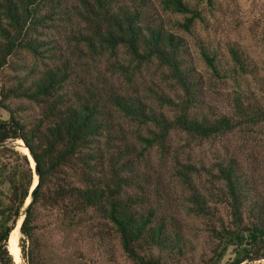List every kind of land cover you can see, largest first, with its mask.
<instances>
[{"label": "trees", "instance_id": "16d2710c", "mask_svg": "<svg viewBox=\"0 0 264 264\" xmlns=\"http://www.w3.org/2000/svg\"><path fill=\"white\" fill-rule=\"evenodd\" d=\"M194 1L159 0V5L162 10L182 13L183 18L174 19L172 26L192 32L195 18H204L202 8H212L215 3ZM55 4L59 2L0 0V109L7 112L6 118L0 117V150L8 151L12 158L0 165V183L7 184L6 193L0 195V264H14L7 249L10 228L34 181L26 154L11 147L18 137L38 164L36 189L20 226L23 236L19 246L27 264H74L73 252L91 230L100 234L92 237L103 247L111 237L106 234L114 231L123 253L137 264H221L228 248L233 255L226 264L264 260V197L234 158L217 163V176L224 182L221 197L232 215L229 226H217L214 206L190 180L191 164L184 163L177 171L190 188L188 210L207 220L212 235L208 236L212 252L202 261H189L194 242L183 236L174 222L158 216L153 207L138 209L144 201L142 195L126 192L130 181L116 171L112 159L117 137L114 117L119 113L156 127H150V136L143 137L145 148L156 142L166 147L173 127L194 140L211 139L237 126L264 127V106L254 99L246 77L255 71L252 58L235 41L227 43L225 57L196 40L212 77L234 84L233 115L199 114L195 107L200 73L188 58L184 36L166 25L153 0H79L71 15H78L88 29L79 31L77 40H84L92 52H114L123 46L134 64L120 65L131 69L130 75L135 67L156 60L183 95L176 102L156 93L160 100L177 106L170 118L137 93L119 91L112 85L84 83V91L73 88L69 93L67 63L39 71L35 63L12 58L20 51L43 55L51 47L43 46L46 40L36 31L48 20L64 17ZM6 66H11L12 72H5ZM40 208L48 215L46 222L39 221ZM49 223H53L51 232L62 233L59 246L49 239Z\"/></svg>", "mask_w": 264, "mask_h": 264}, {"label": "rangeland", "instance_id": "374dc122", "mask_svg": "<svg viewBox=\"0 0 264 264\" xmlns=\"http://www.w3.org/2000/svg\"><path fill=\"white\" fill-rule=\"evenodd\" d=\"M57 1L59 4H55L56 9L61 11L64 17L56 16L54 20H48L46 24L38 26L36 31L39 33L38 37L46 40L43 46L50 44L51 47L45 50L43 55L20 51L12 58L28 64L35 63L39 71L56 64L62 67L67 63L70 72L67 83L69 93L73 88L84 91V83L112 85L119 91L137 93L155 109L162 110L173 118L177 106L156 96V93H164L178 102L183 95V90L168 76L166 68L153 60L135 67L136 70L130 75L131 69L128 71L120 65L130 61H132L130 65L134 64L123 46H117L114 52L108 50L92 52L84 40H77L79 31L86 32L88 29L78 15H71L79 0ZM153 2L161 12L166 25L184 36L188 46V58L200 73L199 100L195 107L197 113L209 117L220 114L233 115L234 89L231 80L220 81L212 77L198 52L197 39L202 40L210 49L215 48L219 55L225 57L228 56L227 43L237 42L256 64L255 71L246 77L254 99L264 106V0H215L212 8L207 5L202 8L204 18H195L192 32L172 26L174 19L183 18L182 13L162 10L159 0ZM194 3L192 0V4ZM197 5L200 7L202 1ZM4 71L12 72L11 66H6ZM128 74L131 81L128 80ZM0 117L6 118L7 112L0 109ZM114 119L117 133L114 144L119 147L113 145L112 159L116 171L130 181L129 186L125 187L126 192L136 196L142 195L144 201L140 206L136 204L139 210L155 208L158 216L174 222L183 236L193 240L194 249L189 254V261H202L211 254L212 244L208 236L212 235L207 229V220L188 210L190 188L177 172L182 164H191L190 180L195 188L206 196L209 204L214 206V220L218 227L221 223L229 226L232 221L230 207L221 197L224 182L217 176L218 162L234 158L264 197V127L237 126L211 139L196 140L191 139L181 128L173 127L165 140L166 147L162 148L156 142L145 148L143 137L150 136L149 128H156L153 124L148 123L147 127L120 113L115 115ZM18 143H21L20 139ZM11 147L24 152L21 147L20 149L15 147L13 142ZM7 152L0 150V165L3 162H11L12 158ZM33 176L35 182L36 175ZM6 191V182L0 183V195L3 196ZM45 212L40 208V222L47 221L48 215L45 216ZM22 216L11 232L8 248L11 239L18 245L20 243L23 236L19 232ZM52 226L53 223H49L46 231L49 230L47 233L52 243L59 246L63 238L62 233L51 232ZM92 236L100 234L91 230V233L83 236L85 238L81 239L78 250L73 252L74 264H137L123 253L114 231L106 234L111 237L108 239L109 244L104 247ZM106 247H110V250L108 251ZM232 255V250L228 248L221 264L228 263ZM12 259L14 264H27L21 251L19 261L13 255ZM263 262V259L244 260L239 264Z\"/></svg>", "mask_w": 264, "mask_h": 264}, {"label": "water", "instance_id": "95a60500", "mask_svg": "<svg viewBox=\"0 0 264 264\" xmlns=\"http://www.w3.org/2000/svg\"><path fill=\"white\" fill-rule=\"evenodd\" d=\"M18 139H20V142L21 143H18ZM12 142H13V145L15 146V147H17V148H19L20 146H24V147H26L27 148V152H23L24 154H26V156L28 157V159H29V162H30V165H31V167H32V170H33V174L34 175H36V181L34 182V184H33V180H32V184H31V187H30V191H29V194H28V196L26 197V200H25V203H24V205L21 207V209H20V211L18 212V214L16 215V218H15V220L13 221V223H12V225H11V228H10V231L17 225V221H18V218H19V216H20V214L22 213L23 214V216H22V219H21V222L19 223V232H20V234H22V232H21V229H20V226H21V223H22V220H23V218H24V216H25V212H26V207H27V205L29 204V202L31 201V199H32V196H33V194H34V191H35V189H36V185H37V182H38V164H37V162H36V160H35V157H34V155L31 153V151L29 150V148L27 147V145L24 143V141L21 139V138H15V139H13L12 140ZM20 149V148H19ZM32 159V161H33V163H31V160ZM9 231V232H10ZM9 236V235H8ZM8 239V238H7ZM7 249H8V247H7ZM10 253V252H9ZM11 254V253H10ZM12 255V254H11Z\"/></svg>", "mask_w": 264, "mask_h": 264}, {"label": "bare ground", "instance_id": "6f19581e", "mask_svg": "<svg viewBox=\"0 0 264 264\" xmlns=\"http://www.w3.org/2000/svg\"><path fill=\"white\" fill-rule=\"evenodd\" d=\"M21 149L24 151V152H27V148L24 147L23 145L20 146ZM31 163H33L32 159L30 160ZM35 181H36V178H35ZM33 184H34V181H33ZM9 249H10V252L11 254L15 257V259L17 261H19L20 259V247L18 245L17 242H14L12 239L10 240V246H9Z\"/></svg>", "mask_w": 264, "mask_h": 264}]
</instances>
